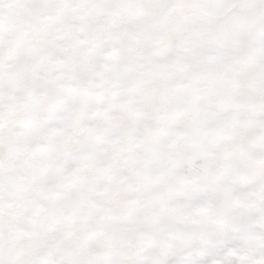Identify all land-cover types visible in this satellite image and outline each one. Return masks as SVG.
<instances>
[{
	"label": "snow or ice",
	"instance_id": "obj_1",
	"mask_svg": "<svg viewBox=\"0 0 264 264\" xmlns=\"http://www.w3.org/2000/svg\"><path fill=\"white\" fill-rule=\"evenodd\" d=\"M0 264H264V0H0Z\"/></svg>",
	"mask_w": 264,
	"mask_h": 264
}]
</instances>
